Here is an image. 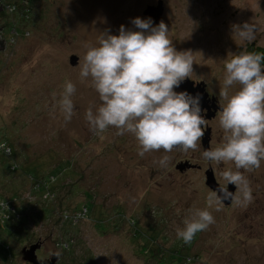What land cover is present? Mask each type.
<instances>
[{"label": "rangeland", "instance_id": "rangeland-1", "mask_svg": "<svg viewBox=\"0 0 264 264\" xmlns=\"http://www.w3.org/2000/svg\"><path fill=\"white\" fill-rule=\"evenodd\" d=\"M20 1L31 7L22 16L16 13ZM0 6V39L6 40L0 48V137H11L43 173L63 160L71 162L73 172L65 182L74 183L73 195L69 202L66 190L60 188L58 205L66 199L72 209L85 207L93 200L92 211L80 218L78 234L65 227L61 214L60 219L55 217L48 223L28 217L31 237L13 233L16 228L8 226L17 240L10 243L16 258L13 253L15 260L6 261L1 249L0 264H32L24 260L22 251L38 241L42 244L38 257L56 256L59 260L55 264H157L156 259L140 254L137 244L144 247V253L155 240L166 246L167 253L181 246L176 227L183 226L189 209L206 206L207 193L212 190L206 184V170L212 168L216 180L223 183L220 172L233 165H213L204 160L200 142L195 152L169 153L171 159L164 168L154 160L165 153L138 156V143L130 134L118 135L114 128L94 134L85 120V111L100 101L90 78L81 82L79 77L80 59L86 51L83 45L96 44L105 30L118 35L122 24L137 30L133 19H148L144 12L157 7L153 25L159 24L161 18L176 49L193 51L196 63L192 78L209 79L212 87L213 77L219 76V87L215 88L218 97L228 53L264 49V0H0ZM23 17H31L29 26H25ZM244 22L258 29L251 42L241 41L234 34L232 26ZM14 26L24 36L15 40ZM72 55L79 57L75 66L70 64ZM66 80L76 85V114L69 122L58 108H52L53 93L59 98ZM216 105L219 110V103ZM211 125L213 138L209 147L223 138L218 116ZM187 161L202 169L181 166V170L180 164ZM244 174L250 181L252 202L246 207L224 203L221 211L213 210L215 223L191 241L194 247L190 259L197 257L198 262L187 259L181 264H264V161L260 168ZM24 177L16 182L21 189L30 186ZM29 204L26 211L31 216L40 214L44 205L37 198ZM134 219L140 223L134 225L136 230L143 228L146 236L154 237L153 242L147 245V241H130H137L130 232ZM106 220L108 231L101 233L96 224ZM58 234H76L78 242L68 252H61L55 246Z\"/></svg>", "mask_w": 264, "mask_h": 264}, {"label": "clouds", "instance_id": "clouds-1", "mask_svg": "<svg viewBox=\"0 0 264 264\" xmlns=\"http://www.w3.org/2000/svg\"><path fill=\"white\" fill-rule=\"evenodd\" d=\"M132 24L137 30L122 24L118 35L105 30L96 44L83 45L86 51L80 59L79 77L81 82L90 78L100 101L86 109L85 120L97 135L110 128L118 135H132L140 157L163 151L165 155L154 163L166 168L169 153L199 150L208 126L200 95L176 90L191 78L196 61L191 49H176L163 20L153 25L151 18L136 17ZM232 27L241 41L256 38L255 24ZM224 68L217 113L223 138L205 149L202 158L213 165L233 167L220 172L224 182L207 193L206 206L189 209L183 226L176 227L177 238L185 244L215 223L213 210L221 211L225 200L238 207L252 202V188L244 173L260 168L264 161V53L229 52ZM75 93L71 80L65 81L59 98L53 93L52 108H58L66 122L76 114ZM0 147L8 150L6 145ZM230 184L235 192L229 190Z\"/></svg>", "mask_w": 264, "mask_h": 264}, {"label": "trees", "instance_id": "trees-1", "mask_svg": "<svg viewBox=\"0 0 264 264\" xmlns=\"http://www.w3.org/2000/svg\"><path fill=\"white\" fill-rule=\"evenodd\" d=\"M30 9V6H23L22 2L20 1V5L16 9L17 12H15L20 13L22 16V14H25V10L28 12ZM23 18L26 20L25 26H29L31 24L29 22L32 20L30 19L31 17L28 18L30 20L26 19L25 17ZM14 28L17 31L15 40L21 36H24L23 33L21 34V32L17 30L16 26H14ZM13 45L14 43H12V46ZM251 48L253 47H250V49ZM260 52L264 53V49L260 50ZM0 130H2L1 126ZM0 145H6L8 149L5 150V148L0 147V212H3V214L0 215V220H2L0 221V250L2 249L3 251V255L1 257L5 258L6 261L15 260L13 257L14 252L12 251V247H10V243L17 240L10 233L8 226L16 228L13 233L18 232V234H21L25 237H31L30 229L27 227L28 217L33 218V221L38 220L48 223L55 217L60 219L61 217H58V215L61 214L62 218L64 219L65 227H71L74 229L75 233L78 234V224L80 222V218L87 217L88 210L92 211L91 207L93 206V200L90 203H85V207L80 205L79 207L72 209L70 208L68 203L71 201V196L73 195L72 189L74 183L69 184L65 182V180L67 175L73 172L69 167L71 162L63 160L58 163V166H51V171L43 173L39 168V164H32V162L28 160L29 155L24 154V152L15 144V141L11 137L1 136ZM73 169L75 172L77 171L74 167ZM21 176H25L24 178L27 180V183L30 184L29 187L21 189L16 185L17 179L21 178ZM60 188H62V190H66L65 197L69 202L66 199H62L60 205H58L57 199L60 195L58 192ZM90 197L88 198L91 199ZM36 198L41 199L44 205L39 210L40 214L35 213V216H31L26 211V207L30 205L29 203L34 202ZM20 200H23L22 203L24 202V205H20ZM84 209H86V211H84ZM76 213H80V216H75L74 214ZM121 213L122 211L120 214ZM116 214L118 213L116 212ZM109 219L112 220L113 218H108V220ZM130 223L131 222H129V224ZM107 224H109L107 220L104 222L99 221L96 224L97 229H99L101 233H105L108 231V229H106ZM135 224H139L140 226L138 219H134V221L131 223L132 229L130 232H132L133 237L137 238V241H133L132 238H130V241L137 244L142 240L147 241V245L150 244L148 241H152L151 239H154V237L146 236V231L141 227L140 232L139 227L138 230H136V227H134ZM76 234H58L57 238L55 239V246L57 249H61V252H68L71 247L78 242V237H76ZM193 245L194 242L189 245L182 241L181 246L178 248L174 246L173 248L176 250L173 249L171 253H167L166 246L159 244L157 240H155L152 245H149V248L145 253L143 251L144 247L141 248L140 245L137 244V248H140V254L143 252L142 254L147 255V258L156 259L157 264H181L183 261L190 259L192 247H194ZM7 252L9 253L6 254ZM192 258L193 259H190L189 262H191V260L198 262L197 257Z\"/></svg>", "mask_w": 264, "mask_h": 264}, {"label": "flooded vegetation", "instance_id": "flooded-vegetation-1", "mask_svg": "<svg viewBox=\"0 0 264 264\" xmlns=\"http://www.w3.org/2000/svg\"><path fill=\"white\" fill-rule=\"evenodd\" d=\"M148 17V16H147ZM219 80H221L219 78V76H214L212 81H213V85L211 87V82L209 79H195V78H189V79H185L180 87L178 89H176L177 91H184L186 90L188 93L192 94L193 96L199 94L201 97V107L202 109H204V115L205 118L208 122V126L205 129V135L202 139V145H203V151L205 150V146H204V142L207 140H210L209 144L211 145V139L213 138V126L211 125V120L217 117V113L219 110H217V105L216 103H219L220 98L219 96L217 97L216 92H215V88L219 87ZM181 166H186L189 167L191 169L197 168V169H202V166L197 165V164H193L191 162H185V164H180V168L181 170L184 169ZM210 171H213L212 168L209 169ZM208 170H206L207 174ZM214 173V172H213ZM215 176V175H214ZM207 177V175H206ZM216 179V177H215ZM216 182L218 183V181L216 180ZM211 189V188H210ZM235 192V186H234V191ZM230 207V204L227 205Z\"/></svg>", "mask_w": 264, "mask_h": 264}, {"label": "water", "instance_id": "water-1", "mask_svg": "<svg viewBox=\"0 0 264 264\" xmlns=\"http://www.w3.org/2000/svg\"><path fill=\"white\" fill-rule=\"evenodd\" d=\"M159 7L160 9L162 8V2L159 3ZM0 9H2V7L0 6ZM158 8L156 7H152L151 9L145 11L144 13L149 16V18H151V20H153L154 18H157L156 15V10ZM162 19L160 18V20L158 22H160ZM4 46V39H0V48H2ZM79 60V57L77 55H72L70 57V64L72 65H77ZM204 146L205 149L209 148V140L204 142ZM207 177H206V184L212 189H216L218 186V183L216 182L215 176L213 171L208 170L207 172ZM229 190L233 191L234 190V185L230 184L229 185ZM231 201L230 200H225L224 203L225 204H229ZM42 247L41 241H38L34 244H31L28 248H24L22 253L24 256V260L32 263V264H55L56 261L58 260V257L56 256H52L51 259H40L38 257L37 254V250L40 249Z\"/></svg>", "mask_w": 264, "mask_h": 264}, {"label": "built area", "instance_id": "built-area-1", "mask_svg": "<svg viewBox=\"0 0 264 264\" xmlns=\"http://www.w3.org/2000/svg\"><path fill=\"white\" fill-rule=\"evenodd\" d=\"M2 33V32H1ZM84 211H86V209H84ZM79 216H80V213H79Z\"/></svg>", "mask_w": 264, "mask_h": 264}]
</instances>
